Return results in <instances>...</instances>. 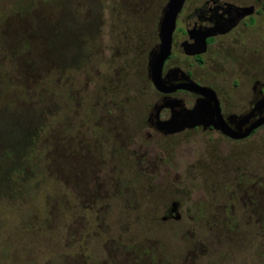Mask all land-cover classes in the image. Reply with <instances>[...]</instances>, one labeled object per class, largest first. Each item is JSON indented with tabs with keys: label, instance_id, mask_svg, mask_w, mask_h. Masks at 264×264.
<instances>
[{
	"label": "rangeland",
	"instance_id": "374dc122",
	"mask_svg": "<svg viewBox=\"0 0 264 264\" xmlns=\"http://www.w3.org/2000/svg\"><path fill=\"white\" fill-rule=\"evenodd\" d=\"M166 3L0 0V264H264V127L147 136Z\"/></svg>",
	"mask_w": 264,
	"mask_h": 264
},
{
	"label": "flooded vegetation",
	"instance_id": "af4514ba",
	"mask_svg": "<svg viewBox=\"0 0 264 264\" xmlns=\"http://www.w3.org/2000/svg\"><path fill=\"white\" fill-rule=\"evenodd\" d=\"M166 4L156 25V45L144 65L145 82L155 93L145 118L148 138L166 139L202 131L229 142L249 139L264 124L240 139L223 134L213 124L217 122V110L232 131L243 132L264 118V27L258 22L264 16V0H184L172 33L170 54L161 69L162 88L166 90L161 91L151 83L149 64L160 44L159 27ZM202 66H206V72L200 76L198 69ZM190 82L207 92L186 89ZM188 120L200 124L173 133L162 127L168 123L178 127ZM158 160L156 155L149 167L159 168ZM145 162L150 163L142 160L140 165L146 168ZM179 206L172 202L163 220L175 218Z\"/></svg>",
	"mask_w": 264,
	"mask_h": 264
},
{
	"label": "water",
	"instance_id": "95a60500",
	"mask_svg": "<svg viewBox=\"0 0 264 264\" xmlns=\"http://www.w3.org/2000/svg\"><path fill=\"white\" fill-rule=\"evenodd\" d=\"M184 0H168V3L166 4V7L163 10L162 20L160 22L159 27V40L160 44L158 46L157 52L153 55V57L150 60L149 64V77L151 80V83L155 88L161 91H166L162 88V81H161V69L163 66L164 61L170 54L171 49V39H172V33L174 30L175 22L178 13L181 10V7L183 5ZM204 42V40H202ZM186 89L199 93V94H205L207 92L206 89L201 88L197 86L196 84L189 83L186 87ZM217 104H215V107ZM216 111V110H215ZM218 111V110H217ZM216 111L215 118L216 123L213 124V126L217 129H219L223 134L234 138V139H240L246 137L252 130L258 128L262 124H264V118L258 120L256 123H254L251 127L247 128L245 131H241V129H237L235 131L229 130V128L224 124L222 121L219 113ZM203 117V116H202ZM212 117V118H214ZM200 124L199 122H190L188 120L186 123L178 124L177 126H174L172 128L171 124H163V128L166 129L167 133H173L177 132L183 128H190L195 125ZM169 125V126H168ZM239 128V127H238Z\"/></svg>",
	"mask_w": 264,
	"mask_h": 264
}]
</instances>
